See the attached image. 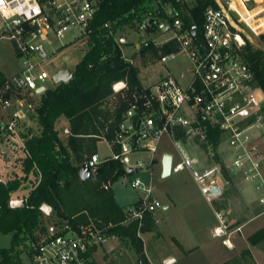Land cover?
<instances>
[{
	"label": "built area",
	"instance_id": "2783aa9c",
	"mask_svg": "<svg viewBox=\"0 0 264 264\" xmlns=\"http://www.w3.org/2000/svg\"><path fill=\"white\" fill-rule=\"evenodd\" d=\"M197 1L155 0L158 14L149 15L137 24L135 29L141 37L136 44L130 39L125 43L116 35L122 42L124 58L131 62H134L132 57L124 53L125 44L133 43L136 51H140L151 46L161 49L174 42L177 49L167 53L160 50L157 60L165 64L184 56L189 59L188 70L192 76L186 79L183 75L187 84L184 86L169 73L132 91L126 96L128 105L113 137L109 139L106 135L109 126L99 136L113 148L112 156L102 159L95 152L86 163L97 168L112 159L126 167L152 168L160 142L168 134L174 139L180 156L176 163L173 158L172 170L190 169L202 193L214 200L223 194L230 181L224 177L222 165L215 158L218 148L214 149L208 139L203 117L219 127L228 144L232 160L224 161L226 169L229 173H241L252 183L257 203L264 211V90L242 54L246 34L239 26L244 21L258 35L246 19L250 12H256L252 9L253 0H215L218 7L205 9L202 28L193 19L186 22ZM98 9L99 0H0V39L12 42L17 54L24 57L22 69L0 83V142L18 139L24 144L21 128L37 111L40 95L37 90L41 86L48 88L51 76L42 67L47 51L38 41L47 40L51 33L62 39L69 31H75V38L87 45ZM37 55L42 60L32 61ZM153 57L156 58L149 54L147 60L152 61ZM128 87L126 79L113 84L114 92L124 93ZM177 129L196 137L200 146L202 142L207 144L202 149L212 165L196 167L198 160L176 139ZM65 132L70 130L66 128ZM144 152L151 157L144 159L140 155ZM133 156H137L134 161ZM1 182L6 180L0 176ZM214 184L222 188L219 195H211ZM131 185L142 194L125 209L126 221H138L141 226L146 213H153L162 203L154 196L152 183L146 184L137 177ZM104 187L108 189L109 183ZM25 201L23 197L11 196L8 205L19 208ZM39 208L48 221L37 237L28 241L23 264H98L93 253L109 237L96 223L75 226L68 220L54 218L52 205L42 203ZM218 216L220 225L215 228V234L216 229H221L217 236H223L228 225L222 211ZM224 243L229 245L227 239Z\"/></svg>",
	"mask_w": 264,
	"mask_h": 264
},
{
	"label": "trees",
	"instance_id": "16d2710c",
	"mask_svg": "<svg viewBox=\"0 0 264 264\" xmlns=\"http://www.w3.org/2000/svg\"><path fill=\"white\" fill-rule=\"evenodd\" d=\"M154 3L155 0H99L87 49L74 66L72 78L40 93L37 111L31 115L36 129L30 126L21 129L22 153L13 144L18 155L16 164H20L22 175L0 183V231L13 233L12 245L0 249V264H23L22 251L48 221L40 211L42 203L52 205L56 219L68 220L75 226L96 223L108 237L115 236L129 242L138 253V264H148L139 233L154 229L152 213H146L141 226L138 221H126L124 208L117 202L113 189L104 187L106 182L113 183L128 174L127 167L109 159L103 164L104 171L88 181L80 178L79 170L87 162L85 156L89 154L90 157L97 152V141L105 127L109 126L107 137H113L114 129L127 108L128 104L123 102L117 112L112 114L109 110L106 102L114 93L113 84L126 79L131 91L143 86L139 66L124 58L122 42L116 39V34L126 26L137 25L149 15L158 14ZM208 6L216 8L218 4L215 0H198L186 22L193 19L202 28L204 11ZM176 49L172 42L161 49L155 46L142 48L141 52L147 59L149 54L160 56V50L167 53ZM242 54L264 90V50L254 49L246 43ZM5 78L0 71V83ZM62 118L70 126L66 142L61 139L57 128ZM202 122L209 141L216 149L221 130L203 117ZM177 137L185 138V130L177 129ZM206 145L201 143L203 149ZM215 158L222 165L224 177L232 184L224 160L219 154ZM21 188L27 189L23 196H18L25 198V204L11 208L8 200ZM213 203L219 210L224 207V203ZM263 238L264 229L253 234L250 240L255 244ZM244 253L250 254V250L246 249Z\"/></svg>",
	"mask_w": 264,
	"mask_h": 264
},
{
	"label": "rangeland",
	"instance_id": "374dc122",
	"mask_svg": "<svg viewBox=\"0 0 264 264\" xmlns=\"http://www.w3.org/2000/svg\"><path fill=\"white\" fill-rule=\"evenodd\" d=\"M252 6V9L256 11L253 12L255 15L260 12L256 15V17L254 15L255 26H252V28L256 29L258 35L250 27H248L244 21H242L239 26L245 31L246 43L250 44L254 49L261 48L264 50V36H262L264 34V0H253ZM260 23L261 25H259ZM136 26L137 25L133 27L126 26L125 28L117 31L116 35L130 37V39L136 44L141 37V35L136 32ZM75 35V31H69L64 38L59 39L55 34L51 33L47 40L41 39L38 41L39 44H43L45 46V50L47 51V55L42 62V67H44V69H46L51 76V78L47 81L48 88H54L58 84L53 79V75L57 71L66 65H69L72 69H74V61L82 56L84 49L87 47L85 44L81 43V40L76 39ZM162 38H165V36ZM123 50L125 55L132 57L134 64L139 66V78L144 85L153 83L160 75H168L169 70L172 71L178 79H180L182 85L184 86L187 85L185 77L187 79L192 76V73L188 70L190 66L189 59L184 56H179L177 60H170L164 64L157 60V57H153L152 61H148L143 56L141 50L136 51L133 43L125 45ZM68 52H71L73 60L67 64L62 57V54ZM41 60L42 57L40 55L32 57V61L34 62H39ZM23 62L24 57L17 54L12 42L6 39H0V71H2L6 76H11L22 69ZM184 73L185 77L182 76ZM131 93L132 91L129 90L128 87L124 90V93L114 92L107 99L106 104L112 114L118 111L123 102L127 103L126 96ZM37 101L40 102V95L37 97ZM25 125L26 126H23L21 129L28 126L32 127L33 130L36 129L34 117L32 118L31 116V118H27ZM67 125L68 123L64 118L57 123L61 139L64 142H66L68 138V134L65 132V127ZM101 139L102 138H100V140ZM176 139L191 157L198 160L196 167H199L201 164H205L207 166L212 165V160L208 158L206 152L199 145L196 137L189 136L187 133L185 138L177 137L176 131ZM13 144H15L16 149L18 148L19 152L22 153L20 148L22 143L18 141V139L15 141L11 140L10 142H0V176L5 180L22 175L20 164H16L18 161L16 160V157L18 155ZM217 148L218 154L222 157L225 163H230L232 160V154L229 150L228 144L224 141L222 134L220 141L217 144ZM4 150H7V153H5ZM96 151L102 159L108 156L110 157L113 154L112 147L106 140H101L97 143ZM163 152L171 153L175 163L180 160L178 148L174 139H172L170 135L166 134L160 142L159 151L156 154L157 160L153 165V168L147 166H144L141 169L137 168L134 171L120 177L117 181L113 183L109 181L105 184L109 183V188H112L111 185L113 184V189L116 192L118 200L124 206L125 211V209L131 205V202L137 199L138 193H141L140 190L132 187L131 182L138 177L146 184L152 183L154 196H156L162 203V207H159L154 211L155 216L161 221L158 229L165 231V223L163 220L165 211L163 209V205L165 203H169V196H174L179 200V202H182V191L185 190L191 195L198 196L199 202L204 204V206L205 204L210 205L211 203L202 193L201 187L194 179L193 173L190 169L185 168L179 172L172 170L171 174L165 176L163 175ZM140 155L144 159L151 157V154L148 152H144ZM140 155L138 154V156ZM136 157L137 156L132 157L133 161ZM85 159L88 161L89 154L85 156ZM232 173L233 171L230 172V174ZM244 178L241 182L247 184L248 188L251 190L252 183ZM237 179H241L240 176H238ZM26 192V188H21L17 193L13 194V197L23 196ZM263 221L264 215L249 221L243 226L241 232L236 231L231 237V241L233 242L232 248L222 243L223 238L226 236H221L213 238L209 241V243H206L202 249L197 250L190 255L174 251L173 253H175L178 259L177 264H264V243L254 245L248 238L251 234V230L255 228L259 222ZM139 234L145 243L149 242L147 234L144 232H140ZM12 237V232L5 233L0 231V249L9 248L12 245ZM167 242L168 241L163 239H159L154 242V245H157L151 249L154 254L151 258L153 260L156 259L157 264H163L161 253L169 249L167 245L169 242ZM244 248H249L250 254H243ZM21 256L22 259L26 258L25 250L22 251ZM93 257L98 264H138V253L131 246V244L129 242H124L115 236L109 237L105 242H103V244H100L97 250L94 251Z\"/></svg>",
	"mask_w": 264,
	"mask_h": 264
},
{
	"label": "crops",
	"instance_id": "0c3cea01",
	"mask_svg": "<svg viewBox=\"0 0 264 264\" xmlns=\"http://www.w3.org/2000/svg\"><path fill=\"white\" fill-rule=\"evenodd\" d=\"M120 37H122V39L125 38L124 41L125 43L129 42L128 40L130 39V37L127 36H120ZM81 43H83V41H81ZM86 46H88V44ZM86 49L87 47L84 49L82 56L84 55ZM62 57L64 58L66 63L72 62L73 60L71 52L63 53ZM81 57L77 58L74 61V66L81 59ZM169 73L174 74L170 70ZM161 76L163 75H160L158 79ZM150 84L152 83H149L147 85ZM66 122L68 123V125L65 127V129L67 128L70 130L69 122L67 120ZM101 140L99 139L98 142ZM165 153L167 152H163L162 159ZM206 166L207 165L205 164H201L199 167H206ZM230 175L232 177V184L230 183L229 186L225 187V190L220 197L215 198L214 200H209L206 197L207 200L211 203L210 205L205 204L204 206V204H201L199 202L198 196L191 195L188 191L185 190L182 191L183 193L182 202H179V200L174 196L173 197L169 196V203H165L163 205V209L165 211L164 214L165 216H163V220L165 223V231H163L162 229H158L159 223L161 221L159 218L155 216L154 212L152 213L154 219V229L151 231L144 232L145 234L148 235L149 242L145 243V241L143 240L144 253L147 258L148 264H157L156 259L153 260L151 258V256L154 255L151 249L152 247H155L157 245V244L154 245V242L156 240L163 239L169 242V244H167L169 249L161 253L162 263L164 264V261L168 260L169 258H174L175 264H177L178 259L175 253H173L174 251L190 255L196 252L197 250L202 249L203 246H205L206 243H209V241H211L213 238L221 237L215 234V228L220 225V219L218 216L219 211H222L225 222L228 225L227 232L223 235L226 237L223 238L222 243L224 245H227L224 243V240L227 239L229 243V245L227 246L230 248L233 247V242L231 241V237L234 235L236 231L241 232L243 226L247 224L249 221H252L264 215V211H262V209L257 203V195L256 192L254 191L253 186L251 187L252 189L250 190L247 184L241 182L243 181L242 179L244 178L241 173L233 172ZM238 176H240L241 179H237ZM112 185L111 187L113 189ZM113 191L117 202L119 203L120 206L124 208V206L118 200V197L114 189ZM140 196L141 193H138L137 199L132 201L131 205L135 203ZM214 201L217 202L218 204L224 203V207L220 208L219 210L215 205V203H213ZM262 229H264V221L259 222V224L251 230V234L249 235L248 238L250 239V237L253 234H255L256 232ZM262 243H264V238L261 241L255 243L254 245H258ZM246 249L249 248H244L243 250Z\"/></svg>",
	"mask_w": 264,
	"mask_h": 264
},
{
	"label": "water",
	"instance_id": "95a60500",
	"mask_svg": "<svg viewBox=\"0 0 264 264\" xmlns=\"http://www.w3.org/2000/svg\"><path fill=\"white\" fill-rule=\"evenodd\" d=\"M122 41L124 42L125 38H123ZM41 48L43 49V46ZM72 76H73V69L69 65H66L65 67L57 71L53 75V78L55 82L60 83V82L69 81L72 78ZM45 90H46V87L41 86L38 88L37 92L42 93ZM172 161H173V155L171 153H165L163 156V175L164 176L170 174L172 170ZM134 170H135V167H132V166L127 167L128 172H132ZM103 171H104L103 165L97 168H91L87 163H84L80 167L79 176L83 181H88V180L98 177ZM221 191H222V188L219 185L214 184L211 188V195H219Z\"/></svg>",
	"mask_w": 264,
	"mask_h": 264
},
{
	"label": "clouds",
	"instance_id": "9594fccd",
	"mask_svg": "<svg viewBox=\"0 0 264 264\" xmlns=\"http://www.w3.org/2000/svg\"><path fill=\"white\" fill-rule=\"evenodd\" d=\"M221 229H216V235H220L221 234ZM165 264H175V259L174 258H169V260H167L165 262Z\"/></svg>",
	"mask_w": 264,
	"mask_h": 264
},
{
	"label": "bare ground",
	"instance_id": "6f19581e",
	"mask_svg": "<svg viewBox=\"0 0 264 264\" xmlns=\"http://www.w3.org/2000/svg\"><path fill=\"white\" fill-rule=\"evenodd\" d=\"M253 12H250V16L249 17H247L246 19H247V21H248V23L251 25V27L252 26H255V24H254V13L252 14Z\"/></svg>",
	"mask_w": 264,
	"mask_h": 264
}]
</instances>
